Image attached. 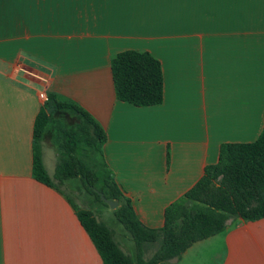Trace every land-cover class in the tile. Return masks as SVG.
Instances as JSON below:
<instances>
[{"label": "crops", "instance_id": "crops-1", "mask_svg": "<svg viewBox=\"0 0 264 264\" xmlns=\"http://www.w3.org/2000/svg\"><path fill=\"white\" fill-rule=\"evenodd\" d=\"M125 50L161 61V104L117 98L111 59ZM48 94L102 125L117 185L143 224L161 228L222 144L263 130L264 0H0V264H105L78 204L33 176L34 123ZM51 136L43 158L52 176ZM169 264H264V218L233 217Z\"/></svg>", "mask_w": 264, "mask_h": 264}, {"label": "trees", "instance_id": "trees-1", "mask_svg": "<svg viewBox=\"0 0 264 264\" xmlns=\"http://www.w3.org/2000/svg\"><path fill=\"white\" fill-rule=\"evenodd\" d=\"M111 68L119 100L136 106L163 102V68L151 52H119L112 57ZM49 134L58 151L52 176L43 158V142ZM33 139V176L37 180L61 190L66 180L80 178L86 190L106 206L99 191L120 204L115 215L135 241L136 260L122 249L115 231L93 210L75 205L105 264H169L193 243L225 230L233 217L245 221L264 218V127L253 142L222 144L219 161L208 165L201 179L166 208L161 228L148 227L138 219L131 200L104 161L105 129L78 103L48 94L36 116ZM90 154L98 155L95 162L90 161ZM158 239L160 248L146 259L145 245Z\"/></svg>", "mask_w": 264, "mask_h": 264}, {"label": "rangeland", "instance_id": "rangeland-1", "mask_svg": "<svg viewBox=\"0 0 264 264\" xmlns=\"http://www.w3.org/2000/svg\"><path fill=\"white\" fill-rule=\"evenodd\" d=\"M53 155L50 153L47 156V161L49 162V166L51 165L50 161L54 162ZM90 161L95 162L98 158L93 154H90ZM58 163V162H57ZM53 164V163H52ZM102 184L101 181L97 183V186L100 187ZM67 194L74 200L80 207L92 209L97 217H100L105 221V223L111 227L115 231V238L116 240L123 245V247L127 250V253L136 260V244L135 241L132 239L130 233L125 229L123 224L118 220L114 211L109 207L99 201L95 195L90 194L86 188L84 187L80 178H73L65 181L64 184L61 186ZM100 193V191H99ZM161 239H158L154 243H148L145 245L144 248V257L146 259H150L155 252L160 248ZM171 262V261H170Z\"/></svg>", "mask_w": 264, "mask_h": 264}, {"label": "water", "instance_id": "water-1", "mask_svg": "<svg viewBox=\"0 0 264 264\" xmlns=\"http://www.w3.org/2000/svg\"><path fill=\"white\" fill-rule=\"evenodd\" d=\"M101 198L113 209L117 208L119 206V203L116 202L113 199H109L105 196L103 192H100Z\"/></svg>", "mask_w": 264, "mask_h": 264}, {"label": "built area", "instance_id": "built-area-1", "mask_svg": "<svg viewBox=\"0 0 264 264\" xmlns=\"http://www.w3.org/2000/svg\"><path fill=\"white\" fill-rule=\"evenodd\" d=\"M32 75H34L37 78H40L42 81H44L45 83L47 82V77L45 75H40L37 72H32Z\"/></svg>", "mask_w": 264, "mask_h": 264}]
</instances>
